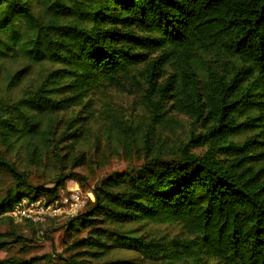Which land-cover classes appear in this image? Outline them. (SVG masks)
<instances>
[{
    "label": "trees",
    "instance_id": "1",
    "mask_svg": "<svg viewBox=\"0 0 264 264\" xmlns=\"http://www.w3.org/2000/svg\"><path fill=\"white\" fill-rule=\"evenodd\" d=\"M8 53L28 62L8 86L48 68L13 101L0 99V172L15 185L0 218L23 198L50 203L66 180L85 181L73 170L98 113L109 147V109L95 96L128 86L147 112L142 163L95 184L66 224L87 233L73 247L92 257L121 247L160 264H264V0H0V58ZM177 115L189 127L168 149L156 128L171 129ZM47 166L52 187L32 186L24 169ZM141 222L187 235L164 242L122 230Z\"/></svg>",
    "mask_w": 264,
    "mask_h": 264
},
{
    "label": "rangeland",
    "instance_id": "2",
    "mask_svg": "<svg viewBox=\"0 0 264 264\" xmlns=\"http://www.w3.org/2000/svg\"><path fill=\"white\" fill-rule=\"evenodd\" d=\"M6 58H0V99L13 101L20 94L21 89L28 87L32 81L44 74L48 65L32 66L30 75L21 81L18 87L8 86V79L14 71L25 67L28 62L20 55L8 53ZM129 89V91H127ZM96 104L104 102L109 109V147L103 138V116L96 114L98 119L91 122L89 135L91 138L83 146L85 150L84 164L75 167L73 172L85 181H77L76 178L66 180L64 189L59 191L60 196H67L69 189L77 188L80 197L85 202H91V191L103 178L114 172L131 171L136 169L143 158L142 137L148 125L147 112L142 106L140 91L128 86L125 91L109 89L105 95L96 94ZM81 114V113H80ZM79 117H87L85 114ZM66 113L64 117H69ZM178 124L171 129L156 128L163 137L167 138L166 148H176L178 141L184 139L189 127V120L182 116H175ZM197 149L196 152H199ZM26 173L32 186L52 187L53 178L56 176L55 168L47 166L36 170L27 167ZM50 180V181H49ZM15 185L10 175L0 172V200L7 193H14ZM21 194H30L29 191H19ZM68 219L56 218L45 221L42 224H30L26 222L15 223L6 216L0 218V239L5 243V250L0 253V259L5 264L28 262L30 264H66L65 260L73 257L75 264H160L157 261L141 257L139 254L121 247H114L107 255L92 257L89 248H74L73 241L87 237L84 230L66 226ZM124 232H132L136 236H144L147 239L168 242L173 238L186 237L184 229L176 225L154 224L141 222L126 225ZM106 244L111 241L106 240Z\"/></svg>",
    "mask_w": 264,
    "mask_h": 264
},
{
    "label": "built area",
    "instance_id": "3",
    "mask_svg": "<svg viewBox=\"0 0 264 264\" xmlns=\"http://www.w3.org/2000/svg\"><path fill=\"white\" fill-rule=\"evenodd\" d=\"M85 202L80 197V191L75 188L69 189L67 196L46 203L43 199H21L9 209L4 216L15 223L42 224L45 221L56 218H72L81 213Z\"/></svg>",
    "mask_w": 264,
    "mask_h": 264
}]
</instances>
